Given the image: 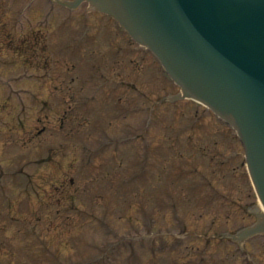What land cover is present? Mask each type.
<instances>
[{"label":"rangeland","instance_id":"obj_1","mask_svg":"<svg viewBox=\"0 0 264 264\" xmlns=\"http://www.w3.org/2000/svg\"><path fill=\"white\" fill-rule=\"evenodd\" d=\"M171 86L87 2L0 0V264H88L148 232L151 247L110 250L102 264H264V230L242 245L192 234L234 233L259 202L241 157L229 158L239 145L203 107L171 102ZM211 184L227 196L209 198ZM222 201L231 219L215 215Z\"/></svg>","mask_w":264,"mask_h":264},{"label":"water","instance_id":"obj_2","mask_svg":"<svg viewBox=\"0 0 264 264\" xmlns=\"http://www.w3.org/2000/svg\"><path fill=\"white\" fill-rule=\"evenodd\" d=\"M109 2L183 91L238 131L264 203V0Z\"/></svg>","mask_w":264,"mask_h":264},{"label":"trees","instance_id":"obj_3","mask_svg":"<svg viewBox=\"0 0 264 264\" xmlns=\"http://www.w3.org/2000/svg\"><path fill=\"white\" fill-rule=\"evenodd\" d=\"M178 246V245H177ZM179 247V246H178ZM169 250H173L174 248H177L174 242H170V246L168 247Z\"/></svg>","mask_w":264,"mask_h":264},{"label":"bare ground","instance_id":"obj_4","mask_svg":"<svg viewBox=\"0 0 264 264\" xmlns=\"http://www.w3.org/2000/svg\"><path fill=\"white\" fill-rule=\"evenodd\" d=\"M262 216H263V223H264V214Z\"/></svg>","mask_w":264,"mask_h":264}]
</instances>
